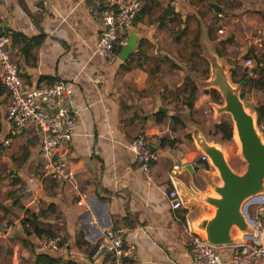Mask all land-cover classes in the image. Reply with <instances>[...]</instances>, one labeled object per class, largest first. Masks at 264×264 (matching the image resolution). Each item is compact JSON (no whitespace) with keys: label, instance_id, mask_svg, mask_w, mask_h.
<instances>
[{"label":"crops","instance_id":"crops-1","mask_svg":"<svg viewBox=\"0 0 264 264\" xmlns=\"http://www.w3.org/2000/svg\"><path fill=\"white\" fill-rule=\"evenodd\" d=\"M139 1L141 11L127 36V41L136 38V49L125 63L119 54L109 63L94 52L100 27L93 1L0 0V25L27 93L59 80L70 83L67 108L74 120L73 137L57 155L66 161L72 180L59 183L42 175L40 131L31 124L17 133L6 119L8 94L0 77V264H36L39 255L59 264H96L92 256L107 230L122 233L124 264L191 263L189 223L212 216L208 207L188 197L190 192L208 194L213 173L200 161L204 153L198 140L215 145L206 135L222 122L220 106L204 91L209 88L221 96L214 82H229L232 67L264 81V0ZM173 33L176 40L179 33L191 37L208 68L199 80L208 87L197 92L190 110L184 101L173 111L169 100L177 89L185 90L182 73L173 68L169 75L159 74L163 65L179 66L180 47ZM36 39H41L38 46ZM247 59L251 69L244 66ZM150 79L161 81V87L147 89ZM129 90L140 91L142 99L133 103ZM184 95L189 97L187 90ZM249 95L253 110L264 107V87H251ZM208 106L211 116H206ZM160 109L166 113L159 119L155 114ZM140 136L161 152L152 169L154 185L126 148ZM182 163L197 168L179 177L187 201L183 210L172 212L164 195L171 188L167 175L173 164ZM249 207L264 241V204ZM47 237L65 251L43 250ZM236 251L234 246L220 247L218 255L232 264ZM101 264L114 263L104 257ZM256 264H264V256Z\"/></svg>","mask_w":264,"mask_h":264},{"label":"built area","instance_id":"built-area-1","mask_svg":"<svg viewBox=\"0 0 264 264\" xmlns=\"http://www.w3.org/2000/svg\"><path fill=\"white\" fill-rule=\"evenodd\" d=\"M95 5L100 35L95 45V54L106 62L115 60L116 47L123 48L136 17L141 11L139 0L129 3L120 0H91ZM14 49L9 44L8 37L0 25V77L1 84L8 94L6 119L14 125L17 133H21L29 125H34L41 133L39 159L42 175L59 183L71 182V175L66 161L59 160L57 155L66 149L74 133V120L67 108L70 103L72 86L59 80L48 87L37 88L27 93V85L23 82L17 65L12 60ZM244 66L251 69L252 61L247 59ZM253 73L248 75L251 77ZM126 148L132 153L134 162L142 172L146 181L154 185L152 169L161 157V152L149 145L147 137L140 136L132 140ZM200 161L207 164L205 156ZM192 169L197 168L193 164ZM185 170L180 164H173L167 180L171 188L164 192L172 212L184 209L185 203L179 195L173 182V173ZM84 196L81 197V199ZM263 208L258 210L262 212ZM257 219V218H256ZM192 238L190 264H225L218 255V247L210 245L201 237L190 231ZM122 233L107 230L102 235L97 249L92 256L93 261L107 257L114 264H124L122 258L126 255L123 248ZM236 253L232 264H256L258 258L264 256V241L257 245L253 241L234 246ZM41 248L45 251L60 253L65 247L54 239H44ZM129 249H133L129 247ZM122 260V261H121Z\"/></svg>","mask_w":264,"mask_h":264},{"label":"water","instance_id":"water-1","mask_svg":"<svg viewBox=\"0 0 264 264\" xmlns=\"http://www.w3.org/2000/svg\"><path fill=\"white\" fill-rule=\"evenodd\" d=\"M215 12L220 9L214 4L210 5ZM136 49V38L130 37L126 45L118 55V59L125 63L131 53ZM231 68V73L234 72ZM250 76L246 77L241 83L245 87ZM220 86L221 97L224 105L219 109L223 113L231 116L233 130L236 132L239 144L241 146V155L246 163L245 172L238 175L230 168L224 155L218 146H208L200 139L203 156L207 159V166L212 171L218 173L220 183H210L211 190L217 196L208 194H199L190 192L189 198L204 204L212 211L211 217H204L196 223H189V228L194 235L215 247L238 246L253 241L257 245L261 244V231L255 220L249 217L247 209L254 203L264 204V143L259 136L257 126L253 117H256V111L249 114L251 107L250 95L246 94L243 101L235 94L228 81H215ZM229 84V85H228ZM226 92L222 93V90ZM159 112L166 113L160 109ZM261 134V133H260ZM262 135V134H261ZM264 137V136H263ZM185 170L173 173V182L177 188L183 202L186 203L187 196L179 190V177L186 170L192 172V168L182 163ZM264 218V213L261 214ZM235 232V235H233ZM104 257H101L96 264H101Z\"/></svg>","mask_w":264,"mask_h":264},{"label":"rangeland","instance_id":"rangeland-1","mask_svg":"<svg viewBox=\"0 0 264 264\" xmlns=\"http://www.w3.org/2000/svg\"><path fill=\"white\" fill-rule=\"evenodd\" d=\"M178 33V32H177ZM177 33H173L170 34L172 36V40L175 43H178V47H180L178 49V53H179V66L175 65V64H168V65H163L162 67H159V74L161 75H169L172 70L176 69V71H179L178 73H182L179 74L180 75V79L184 81H189L188 83H192L196 89L197 92L200 90L203 92V89L208 87V83L203 82V81H199V80H203L208 73V68H207V64L206 62L201 58L200 54H199V48H197L196 45H194V41L192 40L191 37H180L178 40H176V36ZM172 41V42H173ZM177 67V68H175ZM174 68V69H173ZM196 75H195V74ZM242 72L240 71V69H235L234 72L232 74H230V72L227 71V74L230 78L229 81V86L231 88H233V91L235 92V94L237 96L240 97V99L243 101V98L246 94H249L251 91V85L248 83L245 85V87H241L240 83L243 81H240V77ZM172 79H175V77H173ZM183 81V83H184ZM179 82V80H178ZM182 82V81H181ZM149 86L147 87V89L151 90V91H155L157 88L159 89L162 85L161 81H158L157 83H155L154 79H150L149 80ZM185 86V84H182ZM212 89H207L204 91L205 94H208L210 96L209 100L211 102H215L216 105L220 106V108L223 107L224 105V100L222 99V97L220 96V94L218 93V97L216 99L215 96L211 95L212 93ZM129 97L131 99V101L134 103V101L136 102V100H140L142 99V93L140 91H133V90H129ZM136 92V93H135ZM226 92V89H224V91L222 90V93ZM134 93V94H132ZM188 95L189 92L187 91ZM186 95H180V94H176L175 96L172 97L169 100L172 102V104H174L173 106V111H179L183 106L184 100ZM197 99V93H196V97L195 100ZM213 100V101H212ZM185 103V102H184ZM134 105V104H132ZM138 106V104H135ZM186 105V103H185ZM166 106V105H165ZM169 106V104L167 105ZM140 107H143V109L147 108L146 105H141ZM157 107V106H156ZM249 114H253V108L250 107L248 109ZM144 111V110H142ZM145 112V111H144ZM144 112L138 113V115L144 114ZM213 115V112L210 110V107L208 106V110H206V116H211ZM221 121H225L227 123H230L232 125L233 128V124H232V120H231V116L229 114L223 113L221 111ZM256 123V117H253ZM140 120V119H138ZM210 121V119H209ZM211 123V122H209ZM210 135H206L208 136V140L210 143H214L215 146H218L220 148V150L222 151L224 158L226 160V162L228 163V165L230 166V168L233 170V172H235L238 175H242L245 172L246 169V163L242 158L241 155V146L238 143V139H236V132H234L233 130V137L230 141H222L221 140V136L220 135H216L213 136L212 134V130L210 129ZM259 136H261V138L264 141V137L263 135H261L260 133H258ZM213 173L210 175V179H208V184L212 183L213 181H215L216 183H220L219 177H218V173L216 171H212ZM198 183V181H197ZM206 189V186H204ZM208 193H210L212 196H217L213 190H211V186H208ZM249 214V213H248ZM249 217L251 218V215H249ZM252 219V218H251Z\"/></svg>","mask_w":264,"mask_h":264},{"label":"trees","instance_id":"trees-1","mask_svg":"<svg viewBox=\"0 0 264 264\" xmlns=\"http://www.w3.org/2000/svg\"><path fill=\"white\" fill-rule=\"evenodd\" d=\"M183 33V32H182ZM182 33H179L178 38H180V36L182 35ZM177 38V39H178ZM36 46H38L41 43V39H36L33 42ZM122 48L121 47H116L114 50V54H119L121 52ZM246 77H248V73H243L240 77V81L244 80ZM189 81L185 82V90L184 91H188L189 92V97L186 99H183L186 102L185 107H187L189 110L192 108L193 106V102L195 101V97H196V93H197V89L196 87L192 84V83H188ZM251 85V87L253 88H263L264 87V81L260 78H256V79H250L248 81V85ZM184 91H182V89H177L176 93L180 94V95H184ZM213 96L218 97L217 93L215 91H212ZM256 115H257V119H256V126H257V130L264 136V128L262 126V120L264 119V107H262L261 109H256ZM263 111V112H262ZM155 117L157 118H163V114L161 112H157L155 114ZM213 136L216 135H220L221 136V140L222 141H230L233 137V129H232V125L230 123H227L225 121H222L220 124L215 125L213 127ZM164 140H161V146H164ZM207 166V165H205ZM208 167V166H207ZM168 182V180H167ZM169 184V182H168ZM248 212H251V208H248ZM47 239H53L51 237H47ZM122 261V260H121ZM60 262L57 260H54L46 255H39L36 257V264H59Z\"/></svg>","mask_w":264,"mask_h":264},{"label":"bare ground","instance_id":"bare-ground-1","mask_svg":"<svg viewBox=\"0 0 264 264\" xmlns=\"http://www.w3.org/2000/svg\"><path fill=\"white\" fill-rule=\"evenodd\" d=\"M236 139H238V138L236 137ZM238 143H239V142H238ZM262 143H264L263 139H262Z\"/></svg>","mask_w":264,"mask_h":264}]
</instances>
